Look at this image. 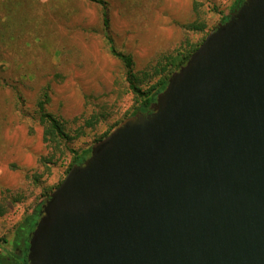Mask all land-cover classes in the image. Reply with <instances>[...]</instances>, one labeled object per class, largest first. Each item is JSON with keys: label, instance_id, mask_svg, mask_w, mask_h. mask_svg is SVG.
<instances>
[{"label": "water", "instance_id": "water-1", "mask_svg": "<svg viewBox=\"0 0 264 264\" xmlns=\"http://www.w3.org/2000/svg\"><path fill=\"white\" fill-rule=\"evenodd\" d=\"M41 207L27 264H264V0H244Z\"/></svg>", "mask_w": 264, "mask_h": 264}, {"label": "rangeland", "instance_id": "rangeland-1", "mask_svg": "<svg viewBox=\"0 0 264 264\" xmlns=\"http://www.w3.org/2000/svg\"><path fill=\"white\" fill-rule=\"evenodd\" d=\"M236 1L0 0V254L16 252L18 224L64 180L71 149L92 147L136 111L144 96L130 78L147 92L177 71ZM113 49L132 57L133 77ZM39 99L85 133L54 148Z\"/></svg>", "mask_w": 264, "mask_h": 264}, {"label": "trees", "instance_id": "trees-1", "mask_svg": "<svg viewBox=\"0 0 264 264\" xmlns=\"http://www.w3.org/2000/svg\"><path fill=\"white\" fill-rule=\"evenodd\" d=\"M243 1L244 0H237L231 8V13L233 11H235L236 9H238L240 7V5L243 3ZM4 3L5 2H3V5H4ZM231 13L226 15L225 17H223L221 22L224 23L226 20H228L230 18ZM105 24H106V26H108V19L107 18H105ZM7 28H8V26L4 23V29L2 30V33H1L2 37H1L0 41H3L7 38V33H8ZM203 41L204 40H202V42ZM202 42L193 46L192 50H190V52L187 55H185L183 58H180L179 60H176V62H174V63L179 65V67L184 65L187 62L188 58L191 56V54L202 44ZM113 54L116 57H118L122 62H124L126 67H128L130 69L129 75L131 77H133L131 69H132L134 62H133L132 57L128 54L117 51L116 49H113ZM2 58H4V57H2ZM172 58L174 59V57H172ZM164 69H165V67H164ZM171 75H172V73H171ZM171 75H167L166 77L159 80L157 82V84L154 85L150 89V90L153 89V91H151V92H150V90L145 92L144 90H142L141 88H139L136 85L133 78H130V80L132 81L131 83H132L133 89L136 92L142 94V96H144V99L139 104L136 111L130 116H133L137 113H144L146 110L151 108V104L154 101H156L158 94L161 93L166 88V86L168 84V80H169ZM6 78L7 77L2 78V76L0 75V79H2V82L5 81ZM4 83H6V82H4ZM20 98H21V96H20ZM38 107H39V119L44 126V140L46 142H49V144L52 145L54 148H59L62 150L63 147H65L67 145L69 146L68 143L71 142V140H73L74 138H76L80 135H83L85 133L83 126L77 128L73 131L69 130L64 121L60 120L59 118L54 116L52 113H49L46 111L45 101L43 99L38 100ZM86 124L88 126H92L93 122L90 120V121H87ZM91 148L92 147H89V148L83 150L82 152H78V151L76 152V150L71 149V151L74 152L75 154H74L72 163L69 165L68 171L70 170V168L73 165L83 163V161L90 155ZM49 196H50V194H48L47 197L39 205H37V207L34 208V210L32 212L28 213L23 218V220L18 224L17 229H16L15 238L13 240L14 248L16 249V252L0 254V264H20V261L22 259L26 261L30 234L34 230V228H35V226H36V224H37V222L41 216L42 204L45 202V200ZM5 211L6 210H0V214L3 215L5 213ZM19 251L21 252V254H19Z\"/></svg>", "mask_w": 264, "mask_h": 264}, {"label": "flooded vegetation", "instance_id": "flooded-vegetation-1", "mask_svg": "<svg viewBox=\"0 0 264 264\" xmlns=\"http://www.w3.org/2000/svg\"><path fill=\"white\" fill-rule=\"evenodd\" d=\"M220 23H222V22H220ZM220 23H219V24H220ZM150 112H151V109L149 108V109H148V110H146L144 113H146V114H147V113H150ZM19 254H21V252H20V251H19ZM27 263H28V260H27V259H26V261H25V260H23V259L20 261V264H27Z\"/></svg>", "mask_w": 264, "mask_h": 264}]
</instances>
